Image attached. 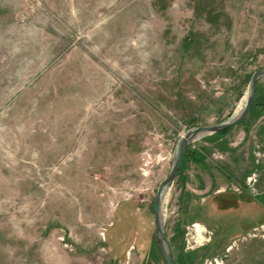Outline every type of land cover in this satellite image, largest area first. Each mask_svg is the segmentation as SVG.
<instances>
[{
  "label": "rangeland",
  "instance_id": "obj_1",
  "mask_svg": "<svg viewBox=\"0 0 264 264\" xmlns=\"http://www.w3.org/2000/svg\"><path fill=\"white\" fill-rule=\"evenodd\" d=\"M258 68L264 0H0V264H165L176 144ZM256 96L187 147L163 202L175 264H264V77Z\"/></svg>",
  "mask_w": 264,
  "mask_h": 264
},
{
  "label": "water",
  "instance_id": "obj_2",
  "mask_svg": "<svg viewBox=\"0 0 264 264\" xmlns=\"http://www.w3.org/2000/svg\"><path fill=\"white\" fill-rule=\"evenodd\" d=\"M262 77H264V68H258L251 73L244 102L229 117L215 124L193 126L179 138L168 174L159 182L153 198L154 235L165 264H175V261L170 242L165 232L163 202L178 175L184 151L197 139L226 130L241 123L255 102L257 83Z\"/></svg>",
  "mask_w": 264,
  "mask_h": 264
},
{
  "label": "crops",
  "instance_id": "obj_3",
  "mask_svg": "<svg viewBox=\"0 0 264 264\" xmlns=\"http://www.w3.org/2000/svg\"><path fill=\"white\" fill-rule=\"evenodd\" d=\"M249 112H250V111H249ZM192 145H194V144H190L189 147H191ZM193 152H194V151H193ZM194 158H195V157H194L193 154H190V155L188 156V158H186L185 160H184V158H183V159H182V162H181V168H182V165H183V163H184L185 161H186V162H190V163H194V164L198 163L197 160H195ZM199 162H200V161H199ZM224 189H225V188L218 189V191L221 192V191H224ZM228 209H230V208H228Z\"/></svg>",
  "mask_w": 264,
  "mask_h": 264
},
{
  "label": "trees",
  "instance_id": "obj_4",
  "mask_svg": "<svg viewBox=\"0 0 264 264\" xmlns=\"http://www.w3.org/2000/svg\"><path fill=\"white\" fill-rule=\"evenodd\" d=\"M257 87H258V83H257ZM256 95H257V90H256ZM256 98H257V96H256ZM256 98H255V102H254V104H253L252 107H254V105L256 104ZM228 129H230V128H228ZM228 129L223 130V131H220V132H217V133H214V134H222V133L226 132ZM186 150H187V148H186ZM186 150H185L184 153H183V156H182V158H181V162H182V159L184 158V156H185V154H186ZM180 169H181V164H180ZM180 169H179V172H180ZM179 172H178V175H179ZM234 207H235V206H234ZM221 208H224V207H221ZM226 208H227V207H226Z\"/></svg>",
  "mask_w": 264,
  "mask_h": 264
},
{
  "label": "flooded vegetation",
  "instance_id": "obj_5",
  "mask_svg": "<svg viewBox=\"0 0 264 264\" xmlns=\"http://www.w3.org/2000/svg\"><path fill=\"white\" fill-rule=\"evenodd\" d=\"M237 193H247V194H249V191H248V189H247L246 184H244L243 187H240V188H239V191H238ZM227 209H228V208H227Z\"/></svg>",
  "mask_w": 264,
  "mask_h": 264
}]
</instances>
